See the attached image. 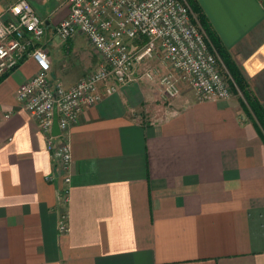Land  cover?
Listing matches in <instances>:
<instances>
[{"label": "crops", "instance_id": "crops-1", "mask_svg": "<svg viewBox=\"0 0 264 264\" xmlns=\"http://www.w3.org/2000/svg\"><path fill=\"white\" fill-rule=\"evenodd\" d=\"M29 1L49 19L40 44L50 77L69 87L96 70L82 34L55 33L68 8ZM196 1L264 111V0ZM7 4L0 0V13ZM161 63L145 60L134 82L83 109L69 131L68 185L49 179L46 139L17 99L36 63L0 76V264H264V136L255 118L239 91L201 100L179 81L166 96ZM146 68L153 78L142 76Z\"/></svg>", "mask_w": 264, "mask_h": 264}, {"label": "built area", "instance_id": "built-area-1", "mask_svg": "<svg viewBox=\"0 0 264 264\" xmlns=\"http://www.w3.org/2000/svg\"><path fill=\"white\" fill-rule=\"evenodd\" d=\"M56 1L68 8L67 16L55 26L57 37L66 41L82 34L100 60L96 70L69 87L50 77L47 51L40 44L49 19L37 13L29 0H8L0 13V76L26 59L37 65V73L20 87L17 99L44 134L56 170L49 179L69 184L70 128L85 107L134 82L135 68L145 60L159 57L169 66L172 74L160 81L168 97L179 93V81L201 100H227L233 95L231 79L224 75L226 69L219 66L218 55L186 0ZM135 42L141 47L134 48ZM155 74V69L146 68L142 76ZM54 110L57 135L52 134ZM62 192L65 199L67 188ZM58 230L68 231L65 215Z\"/></svg>", "mask_w": 264, "mask_h": 264}, {"label": "trees", "instance_id": "trees-1", "mask_svg": "<svg viewBox=\"0 0 264 264\" xmlns=\"http://www.w3.org/2000/svg\"><path fill=\"white\" fill-rule=\"evenodd\" d=\"M186 1L191 7L193 13L196 15L197 20L199 21V23L201 24V26L207 33L208 38L210 39L211 43L216 48L226 69L228 70V73L231 76L230 77L231 81H233L231 82L233 91L235 92L239 91L242 94L245 100L246 109L249 111L252 117L255 118L260 128V131L262 132V135L264 136V111L261 107V104L256 99H254V97L251 96L248 90V83H247L245 76L243 75L241 70L238 68L237 64L234 62L229 52L222 45L220 39L218 38L214 30L212 29L206 15L202 11L197 1L196 0H186Z\"/></svg>", "mask_w": 264, "mask_h": 264}, {"label": "rangeland", "instance_id": "rangeland-1", "mask_svg": "<svg viewBox=\"0 0 264 264\" xmlns=\"http://www.w3.org/2000/svg\"><path fill=\"white\" fill-rule=\"evenodd\" d=\"M49 2H50V4L51 5H53L54 4V0H49ZM64 3L63 2H57V1H55V6L56 7H62L61 9L59 8L58 10H61L60 12H62V13H64L65 15L67 14V7L66 6H64L63 5ZM189 5V4H188ZM190 7V6H189ZM36 9H37V11H38V13L40 14V15H42V12H41V10H40V8H37V7H35ZM190 9H191V7H190ZM58 12V11H57ZM59 12V13H60ZM191 12L193 13V11H192V9H191ZM195 15V14H194ZM196 16V15H195ZM198 21V20H197ZM198 23H199V21H198ZM200 24V23H199ZM200 26H201V24H200ZM202 27V26H201ZM202 29H203V27H202ZM204 30V29H203ZM204 32H205V30H204ZM205 34H206V36H207V39L209 40V44H211V47H213V49L216 51V53H217V55H218V61H219V66L221 67V66H224V68L226 69V67H225V65H224V63H223V61H222V59H221V57H220V55L218 54V52H217V50H216V48L214 47V45L211 43V41H210V39L208 38V35H207V33L205 32ZM134 48H140L141 47V43L140 42H135L134 44ZM65 47H66V45H65ZM61 48H63V47H61ZM159 58V57H158ZM159 61H161L162 62V60L159 58ZM162 64V67H163V71L161 72V73H157V75L159 76V80L161 81V78L163 77V76H166V75H168V74H172V72H171V70H170V68H169V66L165 63V62H162L161 63ZM224 73V75L225 76H227L228 78L229 77H231L230 75H229V73H228V70L226 69V73L225 72H223ZM175 77V76H174ZM231 79V78H230ZM230 83H231V81H230ZM160 85H161V87H163V85L161 84V82H160ZM177 87L178 88H180V85H179V82H177ZM231 87H232V85H231ZM232 89V92H233V88H231ZM237 89V88H236ZM239 94L240 95H242L240 92H239Z\"/></svg>", "mask_w": 264, "mask_h": 264}, {"label": "water", "instance_id": "water-1", "mask_svg": "<svg viewBox=\"0 0 264 264\" xmlns=\"http://www.w3.org/2000/svg\"><path fill=\"white\" fill-rule=\"evenodd\" d=\"M59 133L58 126H57V114L56 110L53 113V125H52V134L57 135Z\"/></svg>", "mask_w": 264, "mask_h": 264}]
</instances>
